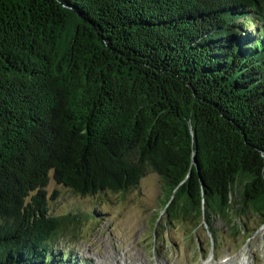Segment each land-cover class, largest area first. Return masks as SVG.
Returning <instances> with one entry per match:
<instances>
[{
  "label": "trees",
  "instance_id": "16d2710c",
  "mask_svg": "<svg viewBox=\"0 0 264 264\" xmlns=\"http://www.w3.org/2000/svg\"><path fill=\"white\" fill-rule=\"evenodd\" d=\"M151 170L167 225L264 224V0H0V264H87L58 241L92 213L53 212L51 177Z\"/></svg>",
  "mask_w": 264,
  "mask_h": 264
},
{
  "label": "rangeland",
  "instance_id": "374dc122",
  "mask_svg": "<svg viewBox=\"0 0 264 264\" xmlns=\"http://www.w3.org/2000/svg\"><path fill=\"white\" fill-rule=\"evenodd\" d=\"M48 193L53 212L77 207L97 214L58 241L87 264H264V224L257 216L234 225L219 218L198 228L182 219L165 224V190L152 170L126 192L80 196L51 177Z\"/></svg>",
  "mask_w": 264,
  "mask_h": 264
},
{
  "label": "bare ground",
  "instance_id": "6f19581e",
  "mask_svg": "<svg viewBox=\"0 0 264 264\" xmlns=\"http://www.w3.org/2000/svg\"><path fill=\"white\" fill-rule=\"evenodd\" d=\"M131 257H132V256H131ZM143 262H144V261H140L139 263H137V261H134V260H133V263H136V264H144ZM117 264H118V263H117ZM128 264H130V263H128Z\"/></svg>",
  "mask_w": 264,
  "mask_h": 264
}]
</instances>
